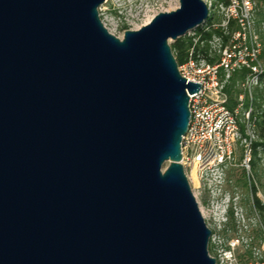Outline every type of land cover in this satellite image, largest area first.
<instances>
[{
    "label": "water",
    "instance_id": "water-1",
    "mask_svg": "<svg viewBox=\"0 0 264 264\" xmlns=\"http://www.w3.org/2000/svg\"><path fill=\"white\" fill-rule=\"evenodd\" d=\"M104 1L0 0V264H216L180 163L200 83L169 44L208 7L120 39Z\"/></svg>",
    "mask_w": 264,
    "mask_h": 264
},
{
    "label": "rangeland",
    "instance_id": "rangeland-1",
    "mask_svg": "<svg viewBox=\"0 0 264 264\" xmlns=\"http://www.w3.org/2000/svg\"><path fill=\"white\" fill-rule=\"evenodd\" d=\"M204 2L209 10L207 20L195 34L181 37L186 43L185 54L193 46L209 62L217 63L224 47L240 32L244 36L240 42L250 51L258 50L253 62L258 71L254 74L242 68L227 76L225 69L220 70L228 106L238 110L240 134L217 185L206 187L194 180L190 186L212 232L209 254L217 258L226 252L227 257L232 256L224 264H264V0L249 1L246 12L242 0ZM178 4L179 0H105L98 12L106 29L120 37L125 30L138 29L157 13L174 10ZM255 198L259 207L254 204Z\"/></svg>",
    "mask_w": 264,
    "mask_h": 264
},
{
    "label": "built area",
    "instance_id": "built-area-1",
    "mask_svg": "<svg viewBox=\"0 0 264 264\" xmlns=\"http://www.w3.org/2000/svg\"><path fill=\"white\" fill-rule=\"evenodd\" d=\"M227 1L233 3V0ZM249 1L251 0H242L244 11ZM231 16L234 14L231 13ZM195 30L196 28L186 34H195ZM122 37L123 35L119 38ZM233 37L234 41L231 39L229 46L224 47L217 63L209 62L202 53L195 51L193 46L188 49L185 62L177 63L179 73L187 81L200 83L198 92L188 94L190 119L181 142L180 163L189 184L196 180L198 184L206 187L216 186L223 174V167L233 157L235 142L240 134L238 110L228 106L229 98L223 89L220 70L225 69L227 76L229 72L242 68H247L250 73L255 74L258 66L253 62L258 50L252 48L250 51L244 46V42H240V39L244 40L240 32ZM246 116L249 119L250 112ZM249 151L246 154H249ZM226 254L225 252L217 258L210 256L214 257L216 264H224L232 259V256L227 257Z\"/></svg>",
    "mask_w": 264,
    "mask_h": 264
},
{
    "label": "trees",
    "instance_id": "trees-1",
    "mask_svg": "<svg viewBox=\"0 0 264 264\" xmlns=\"http://www.w3.org/2000/svg\"><path fill=\"white\" fill-rule=\"evenodd\" d=\"M171 47H172L173 50L176 51V54H174V56H175V59H176L177 63L178 64L183 63L185 61V57H186V54H185V52H186V43H185V41L180 37V38H178V39H176L175 41L172 42ZM256 146H257V144L253 145L254 151L256 149ZM254 204L256 206H258V207L260 206L259 201H258L257 198H255Z\"/></svg>",
    "mask_w": 264,
    "mask_h": 264
}]
</instances>
